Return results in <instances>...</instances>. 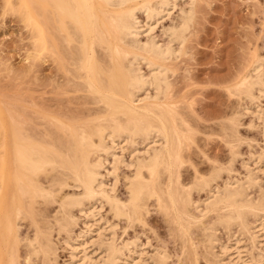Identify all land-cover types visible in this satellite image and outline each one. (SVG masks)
<instances>
[{
	"label": "bare ground",
	"instance_id": "bare-ground-1",
	"mask_svg": "<svg viewBox=\"0 0 264 264\" xmlns=\"http://www.w3.org/2000/svg\"><path fill=\"white\" fill-rule=\"evenodd\" d=\"M10 1H5L7 7ZM172 1L41 0L45 31L54 33H41L43 45L52 47L56 52L63 43L68 45L64 50H70L68 55L74 65L75 80L79 81H76L77 85L88 92L89 97L85 96L84 100H87L84 102L93 105L85 107L87 119L80 121L71 119L72 116L67 118L71 111L67 115L59 111L57 106H61L62 99L49 98L47 100L51 103H46L48 109L38 115L41 122L30 126L29 113H37L34 103L26 98L14 99L9 116V137L5 139L7 144L2 147L0 156V264H32L33 259H38L41 264H55L56 249L50 237L51 228L56 226L58 230H63L71 227V223L76 221L72 210L77 209L84 216L86 232L92 231L93 220L100 223L99 209L97 206L94 208V202L100 208L106 204L113 217L130 224L144 222V216L149 212L148 200L153 198L158 209L172 217L182 237L187 236L190 225L202 224L203 216L211 212L215 218L200 233L206 254H212V257H217L212 250L217 225L226 228L229 239L228 243L221 245V250L224 252L225 249L228 253L226 249H230L234 254L227 255L236 256L237 261L232 259L237 263L238 256L243 252H239L237 245L241 239L238 240V232L233 234L235 232L230 227L238 226L237 231H243L242 235L247 232L251 240L256 241L247 217L264 212V196L258 200L249 196L247 189L258 183L257 176L254 177L256 171L251 166L243 163L246 175L242 179L227 178L221 186L210 182L219 175L222 169L219 167L212 168L210 177L196 178L199 189L206 188L208 191L207 197L199 203L190 201L189 192L179 187L182 146L187 136L170 97L166 60L174 55L171 41L176 40L180 44L184 41V31L192 16L191 8L182 11L180 21L167 29L169 41L166 44H159L154 38L156 36L151 34L153 27L159 23L158 18L169 14L170 10L166 8L174 3ZM137 12L143 13L145 19L140 20ZM97 47L103 50L102 54H98ZM255 71V79L248 85L258 86L260 90L264 86V70L255 68ZM260 111L255 114L258 118H262ZM139 144H142L141 148H138ZM125 149L129 154L126 160L122 156ZM259 154V158L264 159V149ZM120 165L130 170L125 178L126 197L115 192L118 181L116 169ZM108 175L113 181L107 187L103 177ZM42 177H47L48 180L44 178L47 184L42 182ZM191 202L198 215L189 212ZM51 203H57V209L48 216L43 211H47L45 206L49 207ZM25 219H29L32 234L25 233L23 236L21 227L25 225H22ZM107 221L101 224H107ZM113 226L98 227L103 232L111 229V236L107 239H100L103 234H99L97 225V230L94 229L99 234L97 242L104 253L100 262L94 261L96 264H116L117 256L123 254L122 248L127 246L125 242L119 245L114 241ZM82 242L79 241L78 245L64 242L71 249L72 260L80 250L82 257L87 256L83 251L85 240ZM20 247L25 248L23 252H20ZM192 250L196 255L193 261H196L197 253L194 248ZM155 252L156 264H166V253L161 250ZM82 257L79 264L86 263L88 259L92 261L88 256V259L84 257L85 261ZM240 258L245 261L242 256ZM218 259L214 264L221 263ZM229 260L227 263H230Z\"/></svg>",
	"mask_w": 264,
	"mask_h": 264
},
{
	"label": "rangeland",
	"instance_id": "rangeland-1",
	"mask_svg": "<svg viewBox=\"0 0 264 264\" xmlns=\"http://www.w3.org/2000/svg\"><path fill=\"white\" fill-rule=\"evenodd\" d=\"M5 1L0 0V156L2 147L7 144L5 139L9 137V116L14 99L26 98L28 102L34 103L37 113L28 112L33 119L32 121L29 118L30 126L41 122L38 115L48 109L46 103L49 102V98H60V101L62 99L61 106H57L59 111L64 114L66 112L65 115L71 111L67 118L72 116L71 119L80 121L87 119L86 108L93 105L84 102L89 97L88 92L77 85L79 81L75 80L76 76L72 70L74 65L70 63L71 56L68 55L70 50H64L66 45L62 44L66 53L60 48L61 45L58 52L52 47L54 51L43 45L41 33L46 30V27L45 14L41 11V0H11L8 7ZM171 3L173 7L166 8L170 10L169 14H163V19L158 18L159 23L157 22V25L153 27L151 34L156 36L154 38L159 44H166L169 41L166 35L167 29L180 21L182 11L191 8L192 16L189 26L184 31V41L181 42L182 44L176 40L171 41L174 55L166 60L169 66L167 75L171 85L170 97L175 103L187 136L182 146L183 163L179 168V187L189 192L190 201L199 203L207 197L208 191L206 188L199 189L196 178L210 177L212 168L219 167L222 168L219 175L210 182L221 186L227 178L242 179L246 175V169L242 165L244 163L251 166L254 172L256 171L254 177L257 176L256 182L259 186L255 184L247 191L249 196L258 200L264 196V159L259 158V153H262L264 149V86L258 90V86L251 87L248 84L255 79V68L264 70V0H173ZM137 14L140 20L145 19L143 13L137 12ZM46 33L48 31H45V35ZM50 33L48 35L54 34ZM97 50L98 54H102L103 50L100 47H97ZM85 96H87L86 100H84ZM53 102L52 100V104ZM257 111H260L262 118L255 115ZM141 146L139 144L138 148ZM123 152L122 156L126 160L129 154L126 149ZM120 166L118 170L116 169L118 181L114 187L118 195L126 197L125 178L127 174H130V170ZM100 170L104 172V169L100 168ZM44 178L42 177V182L47 184L48 179L46 177L45 182ZM103 178L107 187L113 181L110 175ZM148 202L149 210L147 211L149 212H146L144 222L130 224H127L124 219L118 218V220L113 217L106 204H102L100 208L97 202L93 203L94 205L96 203L95 206L93 205L94 208L97 206L99 209V212L97 210L99 218L96 214L95 219H100V223L93 220L94 225L91 224V228L97 230L102 225L108 227V224H114V229L112 227L114 241L119 245L127 243V249L122 248L123 254L117 256L119 258L116 264L132 262L133 264H156L154 256L157 250L166 253V264H194L195 262V264H214L217 258L221 259H218L219 263L241 264V256L245 260L242 264H264L263 211H259L255 217L253 215L247 217L252 234L254 233L256 238L254 242L247 232L242 235L243 231H237L238 226L230 227L232 232H235L233 234L238 232L241 235L240 237L237 234L238 240L241 239L237 245L239 252H243L240 253L241 256H238L237 263L236 256L227 255L231 253L230 249H226L229 251L226 253L225 249L222 248L223 252L220 248L221 245L229 242L226 228L221 225L215 228L216 238L212 246L217 257L206 254V246L200 232L204 226L211 224L215 214L207 212L202 218V224L190 225L189 233L182 237L179 227L171 220L172 217L159 210L153 198ZM192 202L188 210L191 214L198 215ZM41 207L44 205L41 204ZM45 208L47 209L44 210L47 211L43 213L46 212L45 214L51 216L57 209V203H51ZM72 212L76 217L75 224L71 223L73 224L71 227L63 230L53 226L50 230V237L56 249L55 264H79L82 257L81 250L78 251L80 253H76L80 259L75 255L76 257L72 260L71 249L64 242L78 245L79 241L84 243V240L86 245L83 247L86 248L83 251L92 258V261L86 256L89 261L85 263L84 255L83 264H96L95 260L100 262V257L104 253L102 246H99L97 242L99 240L97 235L103 234L100 239H107L111 236L109 232L111 229H108V232L103 229V232L98 228L101 232L99 234L94 229L86 232L82 213L80 214L77 209H73ZM25 220L22 225L26 226L21 225L23 236L25 233L32 234L29 219ZM105 220H108L107 224L106 222L101 224ZM258 221L263 223L260 224ZM258 225H262L260 226L262 228ZM90 236L93 237L90 239ZM21 247L24 246L21 245ZM193 248L197 253L196 261H193L195 260ZM24 249L21 248L20 252ZM23 255L21 254V257H24ZM228 260L230 263H227ZM31 263L41 264L38 259H33Z\"/></svg>",
	"mask_w": 264,
	"mask_h": 264
}]
</instances>
